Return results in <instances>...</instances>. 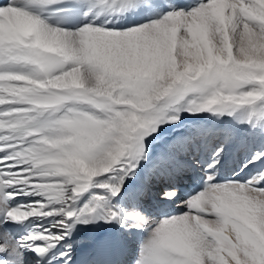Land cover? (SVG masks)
Wrapping results in <instances>:
<instances>
[{
	"label": "snow or ice",
	"instance_id": "snow-or-ice-1",
	"mask_svg": "<svg viewBox=\"0 0 264 264\" xmlns=\"http://www.w3.org/2000/svg\"><path fill=\"white\" fill-rule=\"evenodd\" d=\"M0 264H264V0H0Z\"/></svg>",
	"mask_w": 264,
	"mask_h": 264
}]
</instances>
